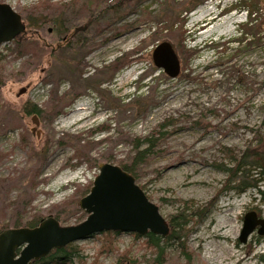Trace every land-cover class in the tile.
<instances>
[{"label":"rangeland","instance_id":"374dc122","mask_svg":"<svg viewBox=\"0 0 264 264\" xmlns=\"http://www.w3.org/2000/svg\"><path fill=\"white\" fill-rule=\"evenodd\" d=\"M47 1L70 7L63 16L49 10L42 23L33 9ZM252 1L230 9L235 0H0L26 25L19 40L0 45V181L38 163L36 184L28 175L8 194L0 185V198L10 204L5 211L0 200V232L7 224L14 228L19 216L53 217L63 226L82 222L87 213L79 200L89 193L98 164L126 162L137 142L160 132L155 153L133 176L166 220L176 209L191 212L184 245L191 258L178 245L167 249L170 257H178L177 264H264V235L254 231L245 243L239 240L246 213L264 219V174L244 167L253 184L245 187L227 171L245 151L264 160V29L259 13L246 14ZM83 9L89 15H80ZM119 32L125 33L120 45L112 43ZM164 41L180 63L174 77L153 61ZM170 85H177L173 94ZM184 86L193 88L188 102L163 109L160 101L175 93L186 100ZM51 95L60 113L35 118L24 110L26 103L42 108ZM105 136L110 138L90 148L85 160L74 156L76 140L85 146ZM188 176L207 185L186 186ZM85 185L83 195L79 187ZM224 214L235 226L226 241L211 232ZM102 234L68 244L78 255L65 264H138L145 254L153 257L145 236L136 233L117 234L113 249L98 253ZM235 251L248 259L238 262Z\"/></svg>","mask_w":264,"mask_h":264},{"label":"water","instance_id":"95a60500","mask_svg":"<svg viewBox=\"0 0 264 264\" xmlns=\"http://www.w3.org/2000/svg\"><path fill=\"white\" fill-rule=\"evenodd\" d=\"M25 32V24L13 8L0 2V45ZM153 61L169 76L178 74L180 63L170 43L164 41L153 52ZM21 88L18 95L23 93ZM34 123L38 126L37 119ZM35 130V128H34ZM39 135V133H38ZM99 173L89 193L79 200V207L87 217L76 225L63 226L53 217L33 227L7 228L0 232V264H31L53 249L84 240L106 231L136 233L145 236L153 233L165 237L169 233L166 219L159 207L148 199L133 175L119 165L100 162ZM257 228L264 235V219L251 211L243 218L239 240L245 243Z\"/></svg>","mask_w":264,"mask_h":264},{"label":"trees","instance_id":"16d2710c","mask_svg":"<svg viewBox=\"0 0 264 264\" xmlns=\"http://www.w3.org/2000/svg\"><path fill=\"white\" fill-rule=\"evenodd\" d=\"M201 1H206V0H197L196 5L201 3ZM242 1L243 0H235V3L230 6V9H233V8L239 6ZM256 3H257V1L253 0L251 2V6L247 7L246 12L248 13L249 17L259 13V16L262 17L261 24L263 25V29H264V0H258L259 8L257 7ZM69 7H70L69 4L66 2L57 1L55 3H51V2L47 1L45 3L40 4L38 7L35 6L33 11L36 14H38L39 18L42 20V23H44V22H48V16L45 14H48L49 10H54L55 11L54 14H61L63 16L66 14L67 9ZM85 11H86V14L84 13ZM187 11L185 13H187ZM84 14L86 16L89 15L88 9H83L81 11L80 15L84 16ZM33 21L30 22L28 25L34 24L35 22H33ZM25 31H26V25H25ZM24 33L25 32L20 33L14 39L19 40V37ZM1 58H2V54L0 53V60H1ZM117 63L118 62H116L115 64H117ZM0 70H1V67H0ZM3 80H4L3 78H0V83H2ZM52 97H53V95H51L47 100H45L42 108L37 107V105H35L34 103H26L27 105L24 106V110L27 113H30L32 115L34 114L33 116L37 115L38 117H40V116L44 117L47 114H49V112L52 113L51 115H53V113L58 114L61 112V109L58 107L54 109L53 106H54V103L57 101V99L55 97H53V98ZM158 133L159 134L157 136L150 134L149 136H147L144 139L137 142L135 144V146L133 147V150H132L133 154L129 157V159L126 162H120L119 166L123 170L130 173L131 175H134L137 166H139L148 156L155 153L154 147L156 146V142H157L156 140H159L162 136V134L160 132H158ZM24 138L25 137L23 136V139ZM45 142L47 143V140H45ZM45 142H44V145H45ZM75 144H76V147H75L74 156L78 160H80V159L85 160L84 156H87L86 154H88L91 147L89 148L88 147L89 145H87V143L84 146V144H81L77 140L75 141ZM78 147H81V149H78ZM43 148L44 147H42V149ZM84 153H85V155H84ZM257 156H258V153H256V152L254 153V152H246L245 151L244 154L241 155V157L239 158L240 160L236 162L234 169H227V171L231 172L230 180L235 179V178H239L240 182L245 184V187H252L253 184L250 183L251 180L248 181L249 176H247V173L249 170L244 168V167L255 166L258 169H260V172H258V173H261L263 175L264 174V160L263 161L260 160L261 163H258ZM36 165L38 166V163ZM28 175L29 174H24V175L19 174L18 176H16L13 179H4L3 181H9L11 186H15V185L17 186V185H19V183L21 182L23 177L28 176ZM262 180H264V179H262ZM29 182H30V184H36L37 183L36 176L33 179L29 180ZM88 188H89V186L85 185L83 187H79V190L82 191L83 195H84V193L87 192ZM185 210H189V208H183L182 210H180L178 212L176 209V212L171 214L168 217V219L166 221H167L168 226H169V233L164 238L160 237L159 235L153 234V233H147L145 235V240H146L145 246L147 248L151 249V254L153 255V257L146 258V254H145L143 256V259L141 261H139L138 264L139 263H143V264H177V258L178 257L171 258L168 251H167V249H169L173 246H175V248L177 250V245L179 247L180 254L185 256L187 261L190 260V258H191L190 256H191L192 251H190V249L186 248L184 245H185L187 238L189 236V230L190 229L187 228V225L189 222L188 217L191 214V212H190V214H188V213H185ZM193 213H192L193 215L196 214V212H193ZM43 219L44 218L39 219V218H37L36 215H32L29 217L28 221L27 220L24 221L23 216H19L14 221V223H12V225L14 226V228H18V227L33 228V227L37 226L40 223V221ZM7 225H6V228H8ZM6 228H3V229H6ZM117 234L118 233H116V232H103V234L101 236L103 239V243H102V246L100 247V250L98 251V253L108 252L111 249H113L114 238L116 237ZM74 254L78 255V249H74V248H72V246L67 245L63 248L52 250L45 257H43L39 260H36V261H32L31 264H65L70 260L71 256H74ZM122 255L126 259L125 254H122ZM120 258L122 259V256H120ZM79 262L81 264H85V262L81 259L79 260ZM92 264H99V263L97 260H95ZM119 264H123V263L119 262Z\"/></svg>","mask_w":264,"mask_h":264},{"label":"bare ground","instance_id":"6f19581e","mask_svg":"<svg viewBox=\"0 0 264 264\" xmlns=\"http://www.w3.org/2000/svg\"><path fill=\"white\" fill-rule=\"evenodd\" d=\"M81 8V5H79L78 4V8L77 9H80ZM85 14H86V11L84 12ZM84 14V15H85ZM225 23H227L228 24V21L226 20L225 22H222V23H220V24H217L216 26H214V30H216V29H219L220 27H222V25L223 24H225ZM136 30H137V28L136 27H134L133 28V32H136ZM213 30V28L211 29V31ZM121 32H119L118 34H115V36H114V38L112 39L113 41H112V43H117L118 45H120L121 43H122V37L123 36H125V33H121ZM236 40V41H235ZM237 40H239V39H234V40H232V42H237ZM144 43V42H143ZM129 74H130V72L128 71L127 73H125L123 76H122V79H127L128 78V76H129ZM170 92H169V94H173L176 90H177V85H170ZM191 91H193V88L192 87H190V86H184V87H181L180 88V94H181V96L183 95V97H185V101L184 102H180V101H182L181 100V98L179 97V98H177L176 97V95H177V93H175L174 95H171V96H169V97H167L165 100H161L160 102H161V104L164 106L163 107V109L164 108H168L169 106H172V107H181V106H183V104L184 103H187L188 102V100H187V97L190 95V93H191ZM180 102V103H179ZM177 104V105H176ZM85 106H86V104H81V105H79V107H78V109H84L85 108ZM90 129H92V130H94L93 128H91V127H89ZM78 135H81V133H79ZM90 137V136H89ZM110 138V136H105V137H102V138H100L99 140H95V141H93V139L92 140H90V139H88V141H87V145H89L88 147L90 148H95V147H97L98 145H100V144H102V142L103 141H105L106 139H109ZM115 144H113V146H114ZM78 149H81V147H78ZM88 154H90V153H88ZM29 157H31L30 155H29ZM183 161V163L185 162V160H182ZM193 162H196V160H194ZM38 166L35 164V163H33V164H31V165H29L28 167H22L21 169H22V173H27V174H29L30 176V180L31 179H33L34 177H35V175L33 176V171L37 168ZM181 170V166L180 165H177V171H180ZM198 171V168H196V170H195V172H197ZM32 174V175H31ZM135 178V177H134ZM4 180V179H3ZM0 181V185H1V187H2V189H7V194H8V191L10 190V189H12V186L10 185V182L9 181ZM205 183H207V182H205L203 179H199V178H192V177H190V176H188L187 177V181L184 183V185H186V186H199V185H207V184H205ZM0 200H1V207H2V209H4L5 208V211H7V208L10 206V204H7L6 203V201H5V199L1 196V198H0ZM7 204V205H6ZM56 204H58V203H55V205ZM224 207H226V205L224 206ZM223 207V208H224ZM227 211L228 210H226V209H223L222 210V212H224V213H227ZM87 217V216H86ZM225 217H227V215L226 214H224V217H222L220 220H218V222H217V224L215 225V227H214V229L211 231L212 233H214V234H217L218 235V237H220V239L222 240V241H226L227 239H229L230 238V232H232L234 229H235V226H234V224H233V221L232 220H230V219H226ZM57 220V219H56ZM257 228L258 227H256V229L254 230L256 233H257ZM253 231V232H254ZM106 232H112V231H106ZM252 232V233H253ZM116 233H118V232H116ZM119 234V233H118ZM258 234V233H257ZM259 235V234H258ZM260 236H263V235H260ZM91 237V236H90ZM249 237V236H248ZM220 245V244H219ZM215 247V249L217 248V247H219V246H214ZM54 250V249H53ZM52 251V250H51ZM50 251V252H51ZM208 253H209V251H207ZM232 256L233 257H235L236 256V258H238L237 259V261L239 262V261H246L247 259H248V255H245V256H240V254L237 252V251H235V252H233V254H232ZM45 257V256H44ZM43 258V257H42Z\"/></svg>","mask_w":264,"mask_h":264}]
</instances>
